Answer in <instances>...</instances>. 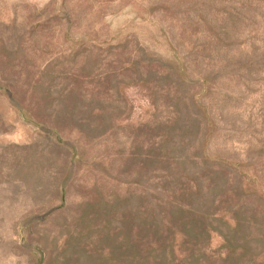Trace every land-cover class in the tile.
<instances>
[{
	"label": "rangeland",
	"instance_id": "1",
	"mask_svg": "<svg viewBox=\"0 0 264 264\" xmlns=\"http://www.w3.org/2000/svg\"><path fill=\"white\" fill-rule=\"evenodd\" d=\"M0 264H264V0H0Z\"/></svg>",
	"mask_w": 264,
	"mask_h": 264
}]
</instances>
